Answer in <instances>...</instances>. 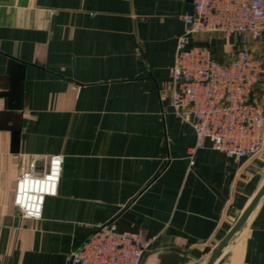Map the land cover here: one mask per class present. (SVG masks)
Returning a JSON list of instances; mask_svg holds the SVG:
<instances>
[{"label":"crops","instance_id":"0c3cea01","mask_svg":"<svg viewBox=\"0 0 264 264\" xmlns=\"http://www.w3.org/2000/svg\"><path fill=\"white\" fill-rule=\"evenodd\" d=\"M191 0H0V264H66L101 224L153 238L141 264H206L264 183V146L216 151L171 106ZM222 62L236 40L195 33ZM264 69V34L251 41ZM264 105V70L254 89ZM64 157L42 217L12 204L22 161ZM169 255V257H166ZM218 264H264V194Z\"/></svg>","mask_w":264,"mask_h":264},{"label":"built area","instance_id":"2783aa9c","mask_svg":"<svg viewBox=\"0 0 264 264\" xmlns=\"http://www.w3.org/2000/svg\"><path fill=\"white\" fill-rule=\"evenodd\" d=\"M192 11L182 16L169 68L171 106L194 130L189 156L208 141L216 151L250 158L264 146V105L254 89L263 72L261 58L249 48L264 34V0H191ZM220 32L236 40L234 57L217 60L207 45L189 44L195 33ZM64 157L35 155L22 161L15 178L12 204L22 217H42L45 198L55 196ZM153 242L143 230L99 225L67 257L66 264H141Z\"/></svg>","mask_w":264,"mask_h":264},{"label":"water","instance_id":"95a60500","mask_svg":"<svg viewBox=\"0 0 264 264\" xmlns=\"http://www.w3.org/2000/svg\"><path fill=\"white\" fill-rule=\"evenodd\" d=\"M264 194V183L259 188V190L256 192L248 206L244 209V211L241 213V215L238 217L236 222L233 224V226L229 229V231L223 236V238L213 247L208 260L206 264H218L219 258L222 254V251L224 248L228 245L229 241L232 239V237L241 229V227L245 224L248 217L252 213L253 209L255 208L256 204ZM166 257H169V255H166Z\"/></svg>","mask_w":264,"mask_h":264}]
</instances>
